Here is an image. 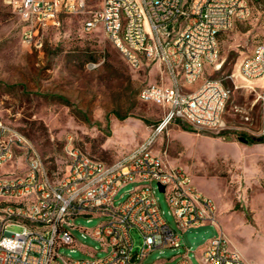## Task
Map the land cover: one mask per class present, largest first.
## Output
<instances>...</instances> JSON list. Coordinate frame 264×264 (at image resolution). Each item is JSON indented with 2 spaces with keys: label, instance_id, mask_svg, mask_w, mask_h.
<instances>
[{
  "label": "built area",
  "instance_id": "2783aa9c",
  "mask_svg": "<svg viewBox=\"0 0 264 264\" xmlns=\"http://www.w3.org/2000/svg\"><path fill=\"white\" fill-rule=\"evenodd\" d=\"M20 20L22 43L43 45L44 34L62 15H78L88 0H0ZM251 0H100L89 9L84 29L102 28L134 68L148 61L162 64L169 85L151 84L139 91L144 102L164 107V117L150 138L130 152L106 161L72 142L66 148V167L52 173L34 141L22 130L0 120V264H142L163 248L180 249L175 264H248L231 246L217 220V203L200 191L181 166H168L151 148L155 136L175 120L196 126H219L230 90L220 79L196 82L206 64L220 56L218 39L251 12ZM241 73L248 79L264 75V40L244 59ZM186 87V88H185ZM22 169L24 172L21 173ZM126 193L118 195L125 187ZM164 190H161V186ZM166 196L171 223L156 193ZM100 217L87 229L80 218ZM214 225L217 234L190 255L184 233ZM11 226L22 228L19 232ZM87 230L101 244L83 247L87 258L64 255L74 246V231ZM140 238L135 250L133 232Z\"/></svg>",
  "mask_w": 264,
  "mask_h": 264
},
{
  "label": "rangeland",
  "instance_id": "374dc122",
  "mask_svg": "<svg viewBox=\"0 0 264 264\" xmlns=\"http://www.w3.org/2000/svg\"><path fill=\"white\" fill-rule=\"evenodd\" d=\"M99 1L88 0L85 13L62 15L57 26L46 30L43 45L32 49L22 43L18 16L0 1V120L26 133L55 174L66 167L70 142L111 161L148 140L165 114L161 104L139 98L145 86L172 82L162 64L148 61L134 68L102 28L84 29L89 9ZM250 8L246 19L219 35L218 61L206 64L193 84L180 80L190 90L206 79L223 81L230 97L221 124L196 126L175 120L154 137L151 148L168 166L183 167L196 187L216 200L217 220L227 239L236 235L245 251L264 256V138L255 143L244 139L264 137V75L248 79L241 73L244 59L264 40V0H251ZM156 197L172 223L166 196L157 192ZM101 220L92 216L78 219L77 224L91 229ZM217 232L214 225L186 231L190 255L199 257L202 246ZM74 234L76 244L60 248L64 255L87 258L83 247L99 249L97 255H103L90 232L78 229ZM133 235L139 250L140 238L135 231ZM184 251V247L158 249L142 264H175ZM192 259L199 264L195 256Z\"/></svg>",
  "mask_w": 264,
  "mask_h": 264
},
{
  "label": "crops",
  "instance_id": "0c3cea01",
  "mask_svg": "<svg viewBox=\"0 0 264 264\" xmlns=\"http://www.w3.org/2000/svg\"><path fill=\"white\" fill-rule=\"evenodd\" d=\"M209 196H211V195H209ZM217 216H218V210H217ZM219 226H220V224H219ZM223 233H224V231H223ZM228 240H229L231 246H233L235 249H237L240 252V254H241V256L245 262H247L248 264H264V256L257 254V253H250V252L245 251L238 236L234 235V239L230 238Z\"/></svg>",
  "mask_w": 264,
  "mask_h": 264
},
{
  "label": "trees",
  "instance_id": "16d2710c",
  "mask_svg": "<svg viewBox=\"0 0 264 264\" xmlns=\"http://www.w3.org/2000/svg\"><path fill=\"white\" fill-rule=\"evenodd\" d=\"M264 137H255V136H244V139L248 140L251 143H255V142H261L263 141ZM52 172V171H51ZM53 173V172H52Z\"/></svg>",
  "mask_w": 264,
  "mask_h": 264
},
{
  "label": "water",
  "instance_id": "95a60500",
  "mask_svg": "<svg viewBox=\"0 0 264 264\" xmlns=\"http://www.w3.org/2000/svg\"><path fill=\"white\" fill-rule=\"evenodd\" d=\"M161 190H164V186L163 185L161 186Z\"/></svg>",
  "mask_w": 264,
  "mask_h": 264
}]
</instances>
